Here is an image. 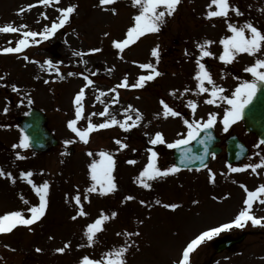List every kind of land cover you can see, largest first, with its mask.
I'll return each instance as SVG.
<instances>
[{
  "label": "rangeland",
  "instance_id": "rangeland-1",
  "mask_svg": "<svg viewBox=\"0 0 264 264\" xmlns=\"http://www.w3.org/2000/svg\"><path fill=\"white\" fill-rule=\"evenodd\" d=\"M209 3L210 0H181L176 12L166 16L160 32L144 35L120 53L113 47V41L124 39L127 29L134 23L139 9L133 6L132 0H116L105 6H100L99 0H59L58 4L48 6L37 4L36 0H0V26L11 23L21 29L17 33H0V49L15 47L23 38V31L43 32L46 26L58 21L59 8L77 6L64 27L49 39L37 36L35 39L40 43L36 44L30 38L29 46L20 53L0 52V77H4L0 80V168L15 177L13 183L7 176H0V215L20 210L27 217L31 215L27 209L39 204L38 195L21 177L22 172L31 171L37 185L45 181L50 185L49 206L41 220L31 226H18L10 233H0V264H79L85 255L101 259L104 253L129 244L127 264H178L183 249L195 236L208 228L229 223L245 207L243 201L247 194L242 185L254 190L264 184V167L256 172L251 168L232 172L223 153L196 173H175L148 181L152 184L150 189L137 183V177L148 163V149L158 153L159 168L171 167L167 144L187 137L188 129L183 121H206L209 113L217 114L214 128L219 136L232 132L241 134V139L252 149L245 161L232 167L244 168L264 159V147H256L257 141L244 133L240 121L228 132L223 131V114L230 106L219 100L216 104H207L205 101L210 93H198V82L194 79L200 58L197 44L205 40L214 41L208 46L214 56L203 57L200 62L208 64L206 67L216 84L225 89L224 95L230 97L239 84L249 79L243 68L257 58H264V53L257 56L242 53L232 63L225 64L219 60L223 52L219 41L232 35L227 28L228 22L237 26L252 22L264 31V0H230L243 15L237 16L230 11L227 20L206 18ZM30 4L36 6L27 10ZM21 8L26 10L20 13ZM112 8L117 10L115 14ZM157 45L161 53L158 64L151 55ZM93 48L101 51L92 53L90 49ZM76 52L81 55H74ZM48 60L52 61L51 66L46 64ZM143 63L155 64L162 75L142 88L117 87L125 76L131 85L141 75H147L150 70L142 69L140 64ZM85 76L93 81L87 87ZM13 84L20 89L18 92L12 90ZM205 86L211 88L207 83ZM81 88L85 91L84 118L78 121L77 127L86 128L89 117L92 123L99 124L112 116L121 121L131 116L128 123H133L136 112L124 111L129 105L138 109L143 119L128 131L119 125L95 130L90 133L88 143H84L67 127V122L75 118L74 98ZM113 88L116 92L111 91ZM186 88L188 92L184 91ZM174 90L176 95L171 94ZM162 99L181 116H158L163 111ZM189 100L198 105L195 113L188 107ZM28 106L46 114L47 126L58 139V145L47 153L35 154L28 148H13L22 136L15 120ZM5 107L8 108L6 113ZM105 107H108V114L98 115ZM156 132L164 134L165 144L149 143ZM117 139L128 147L120 149L115 142ZM66 140L74 142L66 145ZM70 147L72 152L68 150ZM101 151H107L116 161L113 176L117 189L107 195L86 191L93 183L89 165L100 159ZM17 152L24 158L18 159ZM89 152L93 155L89 156ZM129 160L136 163L129 164ZM209 169L215 173L214 183ZM77 194L88 215L72 220L79 208L74 200ZM129 195L135 199L126 201ZM157 199L161 204L155 203ZM24 200L29 203L25 204ZM141 200L145 204L142 205ZM194 200L199 203L194 204ZM165 203L181 206L173 211L164 208ZM252 211L257 217H264V205L259 202L253 205ZM112 212L117 213L116 217H111ZM101 214L110 218L105 221L104 230L97 233L94 243L89 245L85 235L87 225ZM137 231L139 236L125 234ZM244 231L264 233V227H254L249 222L244 228L233 227L221 232L191 253L190 264H205L220 238H234ZM66 242H70V249L63 254L55 252ZM37 248L42 251L37 252ZM210 264H264V234L248 235L240 243L218 253Z\"/></svg>",
  "mask_w": 264,
  "mask_h": 264
},
{
  "label": "snow or ice",
  "instance_id": "snow-or-ice-1",
  "mask_svg": "<svg viewBox=\"0 0 264 264\" xmlns=\"http://www.w3.org/2000/svg\"><path fill=\"white\" fill-rule=\"evenodd\" d=\"M116 0H99L100 6L114 4ZM37 4H42L45 6L51 5L53 3L58 4L59 0H36ZM132 4L135 7H138V14L134 16V23L131 27L127 29L126 37L124 39H118L113 41V47L119 50L120 53H123L126 48L130 45L134 44L141 37L149 33H158L161 30V26L165 23L166 16H170L174 14L177 10L178 5L181 4V0H132ZM36 4H30L27 10H31L32 7H35ZM213 6H215V10H213ZM208 11L206 12V18H227L229 17V13L235 12L237 16L243 15L240 11L239 7H233L230 3V0H210L208 4ZM76 5H69L64 8H59L58 11L60 16L58 21H54L51 23L50 27H45L43 32H35V31H23L21 39L18 40L15 47L9 46L3 49H0V52L3 53H20L24 48L29 46V40L32 39L33 43H40L39 40L35 38L37 36L42 37V39L47 40L51 36H54L58 29L63 28L64 25L69 21L70 16L76 11ZM26 9L21 8L20 13H23ZM111 11L115 14L116 9L112 8ZM26 28V26H22ZM227 28L232 33V35L225 36L222 38L219 43L223 45V52L219 55V60L224 62L225 64H230L236 60L237 56L242 53H246L251 56H257V54L264 53V31L261 28L255 26L252 22H246L242 26H237L234 23L228 22ZM21 31L20 28H17L13 24H5L0 26V33H17ZM108 33H105L107 36ZM11 43V42H9ZM212 40H205L203 44H197V47L200 50V58L197 59V67L194 79L198 82L197 89L198 93H210V98H208L205 102L207 104H216L219 101L226 102L230 107L225 109L223 114V131L228 132L229 128L235 124L237 121L241 120L244 117L245 109L253 102L254 98L257 95V92L260 90L261 85H264V58H257L255 62L250 66L244 69L245 72L251 73L254 79L252 80H244L239 86L235 88V91L232 95L226 96L224 95L225 89L221 86H218L214 81L212 74L205 66L204 63H201L200 60L203 57H212L214 53L208 50V46L213 44ZM101 51L100 48L90 49V52L96 53ZM187 54V50H185ZM74 55L80 56V52L74 53ZM151 55L156 58L157 64L160 60V47L157 45L151 50ZM24 59L27 60L28 57L24 56ZM121 59L123 56L121 55ZM46 64L51 66L52 61H46ZM43 67V65H42ZM142 69L150 70L147 75H141L137 82L134 84H129L128 77L125 76L123 82L119 84L117 87L120 88H142L144 85L151 80H155L156 77L162 75L160 71L157 70L156 65L153 63H143L140 64ZM59 71V69H57ZM69 75H75L74 73H69ZM4 79V77H0V80ZM87 81L88 85H91L93 81L89 79L87 76L84 77ZM47 83V81H45ZM211 85V88L206 87L205 84ZM12 90L18 92L20 89L16 85H12ZM111 91L116 92V89L113 88ZM185 92H188L189 89H185ZM172 95H176V91L174 90ZM101 95H104L101 92ZM117 97L119 93H116ZM85 97L84 88H81L79 92L76 93L74 98L75 104V118L70 119L67 122V127L75 133L81 141L84 143H88L89 135L95 130L106 129L113 125H119L121 128L126 131L130 130L132 127L137 125V122L143 119L142 113L139 112L138 109H134L132 105H129L128 108L124 109L125 113L130 111L136 112L135 121L133 123H128L129 120H132L131 116H127L124 121L118 120L115 116H112L111 119L105 120L103 123H92L91 118H88L87 127L81 129L77 127L78 121L84 118V106L83 100ZM99 99V97H97ZM31 103V101H30ZM160 104L163 107L162 113H158L157 115H163V117H180L181 113L171 107L167 102L163 99L160 101ZM188 107H190L195 113L196 108L198 107L196 101L189 100ZM8 108H4V112L6 113ZM108 114V107H105L104 111L98 113L100 116H105ZM93 115H97V113H93ZM217 120L216 113H209L208 119L206 121H198L185 119L183 122L187 125V137L183 139H177L173 143H168L167 146L169 148H179L181 145L188 144L191 140H195L201 131L211 129L214 127ZM23 133L19 144L13 145V148H24L27 149L31 146V138L29 135L21 129ZM212 139L211 134L209 133L204 140H201L200 143L204 144V152L208 153V146L206 140ZM73 140H66L64 143L72 144ZM116 144L120 146V149L127 148L128 145L122 143L119 139H117ZM152 145L165 144L166 140L164 134L162 132H156L154 138L149 141ZM264 145V138L260 139L259 144ZM150 156L148 158V163L144 167V169L140 172L139 177H137V183L142 185L145 189H150L152 184L148 181L156 180L157 178L167 177L170 174H175L180 171V168L176 165H172L167 169H161L157 166V158L158 153L153 151L151 148L148 149ZM17 158L23 159L19 152H17ZM89 156H92L93 153L89 152ZM213 155H215L213 153ZM100 159L94 160L90 165V177L92 180V185L86 191L91 193L95 191H99L100 195H107L116 191L117 185L115 183V177L113 176V172L116 167V161L114 157L108 153L107 151H101L99 153ZM197 159H202V157H196ZM129 164H135V160H129ZM183 163V160H182ZM230 171L237 172L243 171L247 168H251L253 172H256L258 168L264 167V159L261 160L259 164H249L245 165L244 168H235L231 165L228 166ZM210 179L214 183L215 182V173L209 169ZM0 176H7L15 183V177L12 176L11 172H5L3 168H0ZM33 173L31 171H26L21 173V177L27 180V183L30 184L33 190L39 197V204L33 205L27 209V212L30 213V216H25L23 211H9L3 215H0V233H10L18 226H31L35 224L37 221L41 220L48 209V193L50 185L47 181L42 184L37 185L32 180ZM247 194L246 199L243 201L245 207L239 212L238 215L235 216L233 220L229 223H223L216 227L208 228L205 231L200 232L199 235L195 236L189 243H187L186 247L183 249L182 258L179 259L178 264H190V255L193 253L197 247H199L202 243L207 240L213 239L215 236H218L221 232L236 228H244L249 222L252 226H260L264 227V217H257L253 214V205L256 202H259L261 205H264V184H260L254 190H249L246 186L242 185ZM23 199V197H21ZM87 198V197H85ZM135 199V197L129 195L125 197L126 201H130ZM75 204L79 206L76 215L72 216V220H76L78 216H87L88 213L85 211L83 204L81 203V196L77 194L74 197ZM25 204L29 202L24 200ZM140 203L143 205L145 201L141 200ZM156 204H161V201L157 199L155 201ZM194 204H198L199 201H193ZM181 205L177 203H165L163 207L166 209H171L175 211ZM117 213L112 212L111 217H116ZM110 217L105 214H101L94 222L89 223L87 225L85 235L87 237V241L89 245L93 244L96 238L97 233L104 230V223ZM142 224L143 221H140ZM128 237H132L133 235L139 236L140 232H126ZM120 235V233H117ZM70 242H66L64 246L58 247L55 249L57 253H65L67 249H70ZM83 247V245H81ZM131 245L121 246L119 248L112 249L106 253H104L101 259H92L89 256L85 255L79 261V264H127L126 262V253L129 250ZM37 252L42 251V249L37 248Z\"/></svg>",
  "mask_w": 264,
  "mask_h": 264
},
{
  "label": "water",
  "instance_id": "water-1",
  "mask_svg": "<svg viewBox=\"0 0 264 264\" xmlns=\"http://www.w3.org/2000/svg\"><path fill=\"white\" fill-rule=\"evenodd\" d=\"M244 125L247 130L253 131L260 139L264 138V85L260 87L256 97L250 106L245 109L244 112ZM46 118L42 112L35 108H30L26 115H22L18 119V125L21 129L29 135L31 138V148L37 152L46 151L48 148L57 144L56 139L45 127ZM211 134L212 139L206 140L208 146V153L204 152V144L200 141L204 140L208 134ZM217 141L213 137V133L210 129L200 132V135L191 140L192 144L181 145L179 148H173V158L175 165L180 169L186 167H200L208 161L209 153H218L219 148L213 146ZM227 161L229 163L240 161L245 155V151L242 150L239 144L233 141V139L227 140ZM196 157H202L197 159ZM183 160V163H182ZM242 237L236 240H222L216 246V251H220L224 248H229L235 242L241 240Z\"/></svg>",
  "mask_w": 264,
  "mask_h": 264
}]
</instances>
